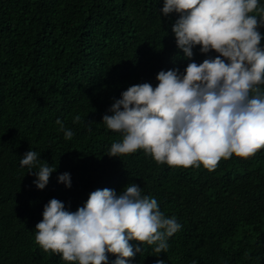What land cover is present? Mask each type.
<instances>
[{
	"label": "trees",
	"instance_id": "obj_1",
	"mask_svg": "<svg viewBox=\"0 0 264 264\" xmlns=\"http://www.w3.org/2000/svg\"><path fill=\"white\" fill-rule=\"evenodd\" d=\"M162 6L163 0H0V264H75L37 244L43 206L57 198L75 211L91 191L120 192L129 183L182 225L165 252L145 243L132 264H264V146L248 157L221 158L212 170L158 164L143 149L105 154L121 134L101 119L123 90L155 86L160 70L182 72L190 60L216 55L197 45L193 57H184L171 29L177 14L164 16ZM76 114L81 121L73 123ZM57 118L74 131L71 139ZM29 149L56 164L43 189L19 164ZM63 172L70 187L57 182ZM108 256L111 264L115 256Z\"/></svg>",
	"mask_w": 264,
	"mask_h": 264
},
{
	"label": "clouds",
	"instance_id": "obj_2",
	"mask_svg": "<svg viewBox=\"0 0 264 264\" xmlns=\"http://www.w3.org/2000/svg\"><path fill=\"white\" fill-rule=\"evenodd\" d=\"M160 11L177 14L171 29L184 57H193L197 45L200 53L216 55L200 63L190 60L182 72L160 70L155 86L142 82L123 90L101 119L121 134L105 154L119 158L143 149L158 164L208 170L221 158L253 155L264 146V5L260 0H163ZM80 121L79 114L73 116V123ZM55 123L65 139L74 136L60 118ZM19 164L35 175L37 189L56 170L34 149ZM57 182L70 187V174L59 173ZM41 215L37 244L75 264H109L108 254L115 256L111 264H132L145 243L165 252L182 227L135 183L120 192L97 188L75 211L51 198Z\"/></svg>",
	"mask_w": 264,
	"mask_h": 264
}]
</instances>
